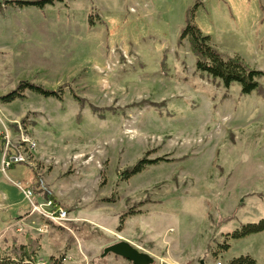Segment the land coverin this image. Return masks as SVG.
<instances>
[{"label": "rangeland", "instance_id": "1", "mask_svg": "<svg viewBox=\"0 0 264 264\" xmlns=\"http://www.w3.org/2000/svg\"><path fill=\"white\" fill-rule=\"evenodd\" d=\"M34 1L0 0V97L27 81L61 99L0 103V254L32 236L40 264H132L102 256L121 241L153 264H264V232L227 240L264 219V78L242 94L179 43L195 8L212 46L264 72V0L16 4ZM7 148L24 161L5 170ZM142 159L161 160L124 179ZM50 201L67 220L45 232L31 210Z\"/></svg>", "mask_w": 264, "mask_h": 264}, {"label": "trees", "instance_id": "2", "mask_svg": "<svg viewBox=\"0 0 264 264\" xmlns=\"http://www.w3.org/2000/svg\"><path fill=\"white\" fill-rule=\"evenodd\" d=\"M64 0H36L34 2H19L21 6H36L43 9L47 5H54L56 2L62 3ZM14 1H7L4 4H12ZM3 3H0L2 11ZM197 6V5H196ZM195 8L190 11V17L186 22L185 28L182 30L179 43L187 40L190 50L196 58V69L200 73H205L210 77L219 80L228 87L237 83L242 94L248 95L260 88V81L264 78V72L256 71L246 65L241 58L229 56L220 52L211 45V37L204 35L201 30L193 23V14ZM62 90V89H61ZM61 90L58 92L51 91L41 85L22 81L17 88L5 96L0 97V103L9 104L17 100H23L26 91L44 97L61 99ZM79 102L81 100L77 99ZM161 159L148 161L142 159L133 167L127 169L124 173V179H129L141 173L149 165L156 164ZM134 211L126 212L125 215H131ZM264 232V219L255 224H246L241 229L227 235V240H242L251 235ZM40 243L32 236H28L25 243L14 242L10 250L5 254H0V264H40L38 261V253L40 251ZM230 244L222 246L223 251H227ZM51 264H62L61 261H53ZM227 264H258L256 260L250 256H241L230 261Z\"/></svg>", "mask_w": 264, "mask_h": 264}, {"label": "built area", "instance_id": "3", "mask_svg": "<svg viewBox=\"0 0 264 264\" xmlns=\"http://www.w3.org/2000/svg\"><path fill=\"white\" fill-rule=\"evenodd\" d=\"M33 145L34 144L31 143V146ZM8 148L6 149L7 152L5 153V158H4L3 165H2L3 169L5 170L9 169L15 164L22 163L24 161L21 153L15 152L13 150L9 152ZM25 193L29 194L30 196L33 195L32 191L29 189H26ZM31 213L39 215V217L43 218L46 221L45 225H43L42 227L45 232L48 231L50 222L61 223L67 220V212L63 210L62 208H58L56 206L54 207L51 201L45 205H39V206L34 205L33 209L31 210Z\"/></svg>", "mask_w": 264, "mask_h": 264}, {"label": "water", "instance_id": "4", "mask_svg": "<svg viewBox=\"0 0 264 264\" xmlns=\"http://www.w3.org/2000/svg\"><path fill=\"white\" fill-rule=\"evenodd\" d=\"M113 254L124 258L132 264H153L154 259L147 253L140 252L126 241L112 244L104 249L103 257Z\"/></svg>", "mask_w": 264, "mask_h": 264}]
</instances>
